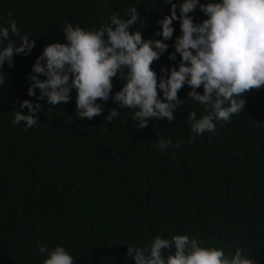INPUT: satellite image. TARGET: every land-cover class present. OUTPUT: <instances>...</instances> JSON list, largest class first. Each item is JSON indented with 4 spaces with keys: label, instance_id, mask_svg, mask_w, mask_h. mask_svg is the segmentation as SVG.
Returning a JSON list of instances; mask_svg holds the SVG:
<instances>
[{
    "label": "trees",
    "instance_id": "obj_1",
    "mask_svg": "<svg viewBox=\"0 0 264 264\" xmlns=\"http://www.w3.org/2000/svg\"><path fill=\"white\" fill-rule=\"evenodd\" d=\"M172 3L179 17L183 0H0V28L15 21L21 35L35 41L29 54L14 55L13 66L5 61L0 67V264H43L58 245L75 264H136L128 246L150 248L155 237L177 234L222 248L228 257L240 249L264 264V86L245 94L241 113L228 122L214 120L215 132L199 135L187 118L195 111L200 119L208 108L188 99L187 84L178 92L184 102L174 119L152 118L143 129L133 120L138 109H123L112 98L126 76L113 79L108 101L97 100L103 112L91 120L79 118L75 88L68 103L56 106L40 100L38 88L28 95L45 46L67 43L63 26L98 30L114 12L129 18L130 7L140 19L129 30L168 45L151 65L159 83L162 69L170 75L181 60L179 53L169 59L181 21L173 20L167 40L158 23L171 15ZM189 15L196 24L207 19L199 6ZM9 39L23 42L11 32ZM7 43L0 40V49ZM197 91L203 94V86ZM24 100L41 105L32 128L13 124L16 111L29 113L20 108ZM113 108L119 115L108 122ZM169 137L172 144L158 150L159 140ZM38 245L48 252L41 254ZM170 252L174 248L162 255Z\"/></svg>",
    "mask_w": 264,
    "mask_h": 264
},
{
    "label": "clouds",
    "instance_id": "obj_2",
    "mask_svg": "<svg viewBox=\"0 0 264 264\" xmlns=\"http://www.w3.org/2000/svg\"><path fill=\"white\" fill-rule=\"evenodd\" d=\"M197 6L207 16L199 24L189 15ZM179 11L178 17L177 5L172 3L171 15L158 21L165 40L173 36V20L181 21L182 31L176 38L175 52L169 56L175 60L176 53L181 55L179 68L173 66L170 75L168 69H162L165 76L159 83L151 65L168 45L161 40H145L141 31L131 32L130 26L137 25L140 15L136 7H130L129 18L122 19L114 12L110 24L98 30L74 28L71 23L63 26L67 43L45 46L33 65L28 95L35 96L38 88L39 99L47 98L49 105L56 106L68 103L70 92L75 88L77 114L80 119L91 120L103 112L97 100L108 101L113 79L117 74L121 78L126 76L127 82L112 98L123 109H138L133 120L138 122L137 129H143L152 118L174 119V110L184 102L178 98V92L187 84L192 89L188 99L208 108V114L200 119L195 111L189 113L187 119L192 132L198 135L215 132L214 120L228 122L243 111L245 94L264 86V0H210L206 4H201L200 0H183ZM10 32L22 39L19 46L9 39ZM0 40L8 41L7 46L0 49V67L5 61L13 66L15 54H29L35 47L34 40L21 35L15 21L0 28ZM38 74L47 78L42 80ZM4 83L5 78L0 73V85ZM201 86L203 94L197 91ZM158 89L163 91V99ZM20 108H27L29 113L16 111L13 124L26 122L28 128L36 126L38 117L34 113L40 111L41 105L24 100ZM118 115L113 108L106 120L112 122ZM170 144V137L161 138L157 149L166 150ZM175 146L180 145L177 142ZM173 248L174 253L170 252L167 257L162 255L163 250ZM38 250L41 254L48 252L46 245H38ZM127 256L134 258L136 264H255L253 259L243 257L240 249L228 257L222 248L202 247L198 238L180 234L171 239L157 236L150 248L128 246ZM43 264L75 262L65 248L58 245Z\"/></svg>",
    "mask_w": 264,
    "mask_h": 264
}]
</instances>
